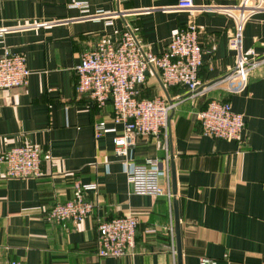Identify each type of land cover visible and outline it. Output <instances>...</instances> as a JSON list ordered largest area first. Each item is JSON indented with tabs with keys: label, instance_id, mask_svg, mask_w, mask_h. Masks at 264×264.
I'll return each mask as SVG.
<instances>
[{
	"label": "crops",
	"instance_id": "obj_1",
	"mask_svg": "<svg viewBox=\"0 0 264 264\" xmlns=\"http://www.w3.org/2000/svg\"><path fill=\"white\" fill-rule=\"evenodd\" d=\"M70 1L0 0V56L5 48L23 54L31 70L27 85L0 89V154L25 143L43 150L40 177L0 179V264H179L175 199L182 264H199L200 257L264 264V63L246 86L236 79L196 96L148 73L140 97H164L175 106L161 135L134 136L129 159L114 151V137L124 127L114 122L113 105L75 90L84 51L117 42L126 21L155 53L167 49L174 29L196 24L204 48L200 81L222 78L235 62L229 40L237 30L222 9L239 15L245 0H89L91 13L125 10L112 25L69 7ZM263 1L247 0L242 29L243 49L261 57ZM190 5L207 7L192 13ZM212 99L230 102L244 115L243 143L203 134L197 113ZM102 120L115 131L96 138L94 125ZM154 156L169 158L170 179L161 182L172 196L133 192L128 162ZM76 179L98 184L87 193L93 212L79 224L47 221L48 210L73 197ZM130 214L139 217L135 247L121 257L99 256L100 223Z\"/></svg>",
	"mask_w": 264,
	"mask_h": 264
},
{
	"label": "built area",
	"instance_id": "obj_2",
	"mask_svg": "<svg viewBox=\"0 0 264 264\" xmlns=\"http://www.w3.org/2000/svg\"><path fill=\"white\" fill-rule=\"evenodd\" d=\"M248 5L247 0L243 1L239 6L242 9L239 15L233 14L231 8L222 9L232 15L237 23V30L230 35L229 40V48L236 53L235 62L222 78L206 85H202L199 78L204 48L198 26L194 23L174 29L163 53H155L144 44L128 21L125 22L117 42H99L84 51L75 69L78 78L75 90L78 95H89L99 105H113V120L124 127L123 132L114 137V151L117 156L130 158V146L134 144L135 135L159 136L168 128L174 103L164 97H140L148 73H158L164 86H187L193 96L206 94L215 87L236 79H240L244 86L247 85L255 69L264 63V57L258 55L253 48L243 49L242 29L248 19ZM257 6L259 5L253 7ZM69 7L80 9L89 17L106 18L107 25H112L115 20L126 16L123 9L97 10L91 13L89 0H71ZM206 7L196 8L190 5V10L194 13L197 9L203 10ZM30 75L26 57L5 48L0 56V89L25 86ZM197 118L204 135L244 142L245 117L236 112L230 102L212 99L197 113ZM94 129L96 138L108 131H115L104 120L97 122ZM42 153L41 147L26 143L4 151L0 154V179L40 177ZM128 163V178L133 192L143 195H173L170 188L166 189L161 182L163 178L170 179L168 157L154 156L141 163ZM97 189L96 182L76 179L73 197L65 203H56L46 213V220L52 223H81L95 208L94 202L87 198V193ZM138 225L139 217L134 214L101 222L98 233L99 256L121 257L134 248ZM9 264L22 263L11 261ZM199 264L218 262L212 258L200 257Z\"/></svg>",
	"mask_w": 264,
	"mask_h": 264
},
{
	"label": "water",
	"instance_id": "obj_3",
	"mask_svg": "<svg viewBox=\"0 0 264 264\" xmlns=\"http://www.w3.org/2000/svg\"><path fill=\"white\" fill-rule=\"evenodd\" d=\"M171 178H172V187L174 195L177 194V178H176V167L174 156L171 154ZM175 206V217H176V236H177V246H178V260L179 264H182V246H181V227H180V214H179V207L178 201L175 199L174 201Z\"/></svg>",
	"mask_w": 264,
	"mask_h": 264
},
{
	"label": "trees",
	"instance_id": "obj_4",
	"mask_svg": "<svg viewBox=\"0 0 264 264\" xmlns=\"http://www.w3.org/2000/svg\"><path fill=\"white\" fill-rule=\"evenodd\" d=\"M206 107V106H205ZM205 107H203V108H205Z\"/></svg>",
	"mask_w": 264,
	"mask_h": 264
}]
</instances>
